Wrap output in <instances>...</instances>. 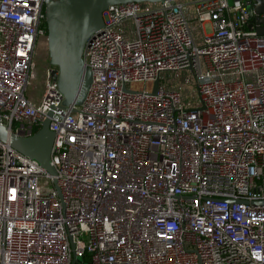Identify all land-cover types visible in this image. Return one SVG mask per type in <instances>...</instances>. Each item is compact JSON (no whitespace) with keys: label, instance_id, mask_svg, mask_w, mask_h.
<instances>
[{"label":"built area","instance_id":"1","mask_svg":"<svg viewBox=\"0 0 264 264\" xmlns=\"http://www.w3.org/2000/svg\"><path fill=\"white\" fill-rule=\"evenodd\" d=\"M252 2L108 5L83 48L84 102L64 106L44 0H0V123L28 137L51 112L55 170L0 140V264H264V35L248 28ZM178 71L193 75L200 106L168 78Z\"/></svg>","mask_w":264,"mask_h":264},{"label":"water","instance_id":"2","mask_svg":"<svg viewBox=\"0 0 264 264\" xmlns=\"http://www.w3.org/2000/svg\"><path fill=\"white\" fill-rule=\"evenodd\" d=\"M130 1L163 2L164 0H44L49 63L56 66V82L63 96L64 106L81 105L87 95L92 75L83 61V48L91 36L103 26V10L110 4ZM249 29L264 35V0H253L250 9ZM159 79L154 81L156 93ZM41 122L31 136L8 133L0 123V140L8 141L9 148L35 159L51 174L50 163L54 132L49 128V116ZM57 191L59 189L57 187ZM60 195V192H59Z\"/></svg>","mask_w":264,"mask_h":264},{"label":"rangeland","instance_id":"3","mask_svg":"<svg viewBox=\"0 0 264 264\" xmlns=\"http://www.w3.org/2000/svg\"><path fill=\"white\" fill-rule=\"evenodd\" d=\"M153 7L157 6L158 3H151ZM251 7L248 6V10L250 11ZM191 28L194 33V37L200 36V30H199V24L197 21L192 20L190 21ZM205 32L210 33V27L209 24H205ZM43 52H40V54ZM41 57L39 56L37 58V83L35 84V87L30 88L29 93L32 91V94L34 97H39L42 91L41 82L43 79L42 75V66L40 64ZM184 74V75H183ZM186 76V79H185ZM168 78L173 80L174 83L177 85L178 89L181 91L184 103L187 107H198L200 106V101L198 98V93L196 90V86L193 82V75L191 73L178 71L176 73H168ZM144 83L142 82H135L132 84L134 88H141L143 87ZM78 264H82V259L78 258Z\"/></svg>","mask_w":264,"mask_h":264},{"label":"crops","instance_id":"4","mask_svg":"<svg viewBox=\"0 0 264 264\" xmlns=\"http://www.w3.org/2000/svg\"><path fill=\"white\" fill-rule=\"evenodd\" d=\"M181 1L187 2V1H190V0H181Z\"/></svg>","mask_w":264,"mask_h":264},{"label":"trees","instance_id":"5","mask_svg":"<svg viewBox=\"0 0 264 264\" xmlns=\"http://www.w3.org/2000/svg\"><path fill=\"white\" fill-rule=\"evenodd\" d=\"M45 26H46V23H45ZM39 128L35 129V131H37Z\"/></svg>","mask_w":264,"mask_h":264}]
</instances>
